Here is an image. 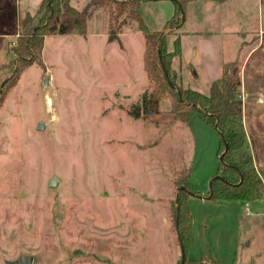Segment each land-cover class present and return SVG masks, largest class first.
<instances>
[{"label": "rangeland", "instance_id": "1", "mask_svg": "<svg viewBox=\"0 0 264 264\" xmlns=\"http://www.w3.org/2000/svg\"><path fill=\"white\" fill-rule=\"evenodd\" d=\"M222 1L239 34L226 36L227 56L236 45L242 119L264 183V0ZM19 9L38 7L0 0V64L11 58ZM113 13L96 5L86 35H49L43 64L26 67L1 103L0 264L24 255L32 264L180 263L176 180L189 170L191 189L206 195L220 136L197 113L174 120L172 94L157 114H130L150 93L144 36L128 11L117 25ZM197 195L188 256L264 264V185L248 207Z\"/></svg>", "mask_w": 264, "mask_h": 264}, {"label": "trees", "instance_id": "2", "mask_svg": "<svg viewBox=\"0 0 264 264\" xmlns=\"http://www.w3.org/2000/svg\"><path fill=\"white\" fill-rule=\"evenodd\" d=\"M36 12L27 14L25 20L17 28V39L11 48V58L0 64V72L6 75L5 81L0 86V107L5 95L19 82V78L26 67L37 62H42V52L48 35L82 34L88 33V23L94 6L113 5V21L119 24V18L125 12H129L138 23L137 29L144 36V69L150 84V93H145L135 112L130 114L136 117L146 114H157L160 111V103L167 95L176 96L173 119L188 122L190 116L197 113L200 118L213 127L220 143L217 149L219 159L214 179L208 189V198L214 201H253L260 198L263 192V181L254 165L255 157L249 150V137L242 119L241 92V67L238 59L226 62L223 66L222 77L215 81L208 92H201L191 87H184L177 81V75L172 70L173 58L181 54V39L176 36L173 41V49L169 50L166 43L167 35L176 32V27L186 19L185 6L189 0H181L183 11L179 4L175 3L172 17L165 23L161 30L153 31L148 28L143 14L141 3L146 0H92L84 8H76L71 0H41ZM36 16L38 18H36ZM164 62L167 74L174 87H172L165 75L164 67L159 58ZM181 90V97L179 90ZM189 170L185 175L177 178L178 186H186L178 193L179 204V230L181 241L186 250L184 264H220L218 261L204 256L190 258L189 248L193 232V216L190 213L189 197L199 194L188 183ZM192 192V193H191ZM175 220L176 205L174 203ZM180 244V240L178 239ZM206 261L210 263H205ZM181 262V261H180ZM180 264V263H179Z\"/></svg>", "mask_w": 264, "mask_h": 264}, {"label": "crops", "instance_id": "3", "mask_svg": "<svg viewBox=\"0 0 264 264\" xmlns=\"http://www.w3.org/2000/svg\"><path fill=\"white\" fill-rule=\"evenodd\" d=\"M32 1L38 8L42 2L41 0ZM91 1L71 0L76 8H84ZM224 4L222 0H189L185 6V21L176 27V32L166 40L169 50H172L175 37L179 36L181 39V54L173 58L172 70L175 71L179 82L184 87L208 92L210 86L222 77L224 64L239 58L235 57L238 52L236 45L234 46V59L227 56L226 36L230 33L233 36L239 34L237 29L231 31L226 26L227 17ZM30 6L32 5H27V8L29 9ZM174 10V0H148L141 3V13L148 28L153 31L161 30L174 14ZM26 14L27 10L19 9L16 16L17 28L26 18ZM204 197L196 198L210 199Z\"/></svg>", "mask_w": 264, "mask_h": 264}, {"label": "water", "instance_id": "4", "mask_svg": "<svg viewBox=\"0 0 264 264\" xmlns=\"http://www.w3.org/2000/svg\"><path fill=\"white\" fill-rule=\"evenodd\" d=\"M174 1H176L179 4L180 9H181V12L183 13V15H185V12L183 11V6H182V3H181V0H174ZM159 58H160L161 63L163 65V67H164V72H165V75L167 77V80H168L169 84L172 87H174L175 85L172 84V82L170 80V76L167 74V70L165 68L164 62L161 59L160 49H159ZM49 84H50V79H49V76L46 75V77H45V88L46 89H48ZM177 90H179V89H177ZM179 93H180V97H181V90H179ZM37 126H38L39 129H44L45 128V125L43 123H41V122L38 123ZM220 160L221 161L223 160V155L220 156ZM213 179H214V177H212L211 180H210V186L212 184V180ZM57 182H58V177L55 175V176H53V179L50 181L49 186L53 188V186H55L57 184ZM181 189L187 190V187L186 186H178L177 187V192H176V197H175V199L177 201V205H176V214H177V217H176V220H175V230L177 232L178 239L180 240V244L179 245L181 246V256H180V261L181 262H180V264H184L185 263V260H186V250H185L184 245L182 244L181 234H180V230H179V227H178V224H179V204H178L179 199H178V193H179V191ZM194 195H197V194H194ZM197 196L199 198L204 197V196L199 195V194ZM208 197H209V195L206 196V197H204V198H208ZM32 262H33V256L24 255V256L20 257L18 260H16V261H8V262H6V264H32Z\"/></svg>", "mask_w": 264, "mask_h": 264}, {"label": "built area", "instance_id": "5", "mask_svg": "<svg viewBox=\"0 0 264 264\" xmlns=\"http://www.w3.org/2000/svg\"><path fill=\"white\" fill-rule=\"evenodd\" d=\"M247 207L249 206V202L248 201H246V204H245Z\"/></svg>", "mask_w": 264, "mask_h": 264}]
</instances>
